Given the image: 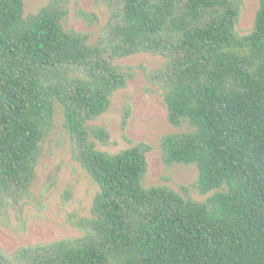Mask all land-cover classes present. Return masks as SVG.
I'll return each mask as SVG.
<instances>
[{
	"label": "trees",
	"instance_id": "16d2710c",
	"mask_svg": "<svg viewBox=\"0 0 264 264\" xmlns=\"http://www.w3.org/2000/svg\"><path fill=\"white\" fill-rule=\"evenodd\" d=\"M94 1L108 17L90 43L63 24L71 0L28 15L22 0H0V225L30 203L56 107L72 159L98 186L91 217L69 218L79 236L0 250V264H264V0L245 35L244 0ZM138 54L163 59L144 76L183 129L160 138L162 163L194 165L195 188L212 193L203 202L144 185L149 144L96 148L110 135L90 123L133 78L117 60ZM129 116L126 105L122 130Z\"/></svg>",
	"mask_w": 264,
	"mask_h": 264
},
{
	"label": "rangeland",
	"instance_id": "374dc122",
	"mask_svg": "<svg viewBox=\"0 0 264 264\" xmlns=\"http://www.w3.org/2000/svg\"><path fill=\"white\" fill-rule=\"evenodd\" d=\"M24 14L36 13L50 0H22ZM258 0H244L237 30L241 35L252 28ZM95 14L97 20L89 23L78 17L77 11ZM108 17L105 7L94 0H71L69 15L63 24L88 34L94 43L100 36ZM163 62L160 57L138 54L117 60V64L131 70V78L125 89L111 98L110 109L90 125L105 128L109 142L103 146L95 142L99 151L116 154L132 145L144 142L152 147L147 154V174L144 185L169 186L185 199L203 202L212 195H200L195 188L197 169L194 165L166 167L162 163L159 147L160 138L166 134L182 131L171 127L166 119V108L162 92L152 86L143 70L158 68ZM130 107V116L124 130L121 121L124 108ZM42 155L36 166V179L31 187L30 203L21 213H10L9 225H0V250L9 257L21 247L49 243L79 236L69 218L71 216L91 217L92 201L98 193V186L80 165L72 159L68 135L63 128V116L56 107L53 128L41 145ZM71 191L64 202L63 196Z\"/></svg>",
	"mask_w": 264,
	"mask_h": 264
}]
</instances>
